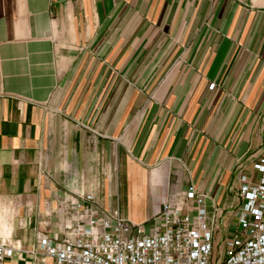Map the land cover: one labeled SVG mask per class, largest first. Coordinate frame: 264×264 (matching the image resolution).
Masks as SVG:
<instances>
[{
  "label": "crops",
  "instance_id": "crops-1",
  "mask_svg": "<svg viewBox=\"0 0 264 264\" xmlns=\"http://www.w3.org/2000/svg\"><path fill=\"white\" fill-rule=\"evenodd\" d=\"M263 156L264 0H0L4 264H52L71 202L123 184L134 223L193 185L222 244Z\"/></svg>",
  "mask_w": 264,
  "mask_h": 264
},
{
  "label": "built area",
  "instance_id": "built-area-1",
  "mask_svg": "<svg viewBox=\"0 0 264 264\" xmlns=\"http://www.w3.org/2000/svg\"><path fill=\"white\" fill-rule=\"evenodd\" d=\"M253 172L238 178L234 225L218 256L215 235L224 209L214 204L209 210L208 196L193 185L179 204L164 202L149 223L101 209L86 194L71 202L75 219L62 239L41 238L39 248L52 264H264V156ZM13 250L0 243V264Z\"/></svg>",
  "mask_w": 264,
  "mask_h": 264
},
{
  "label": "rangeland",
  "instance_id": "rangeland-1",
  "mask_svg": "<svg viewBox=\"0 0 264 264\" xmlns=\"http://www.w3.org/2000/svg\"><path fill=\"white\" fill-rule=\"evenodd\" d=\"M118 174V172H116ZM127 193V188L123 184L119 188H113L110 189V193L108 195V189H101V192L99 196H94L95 202L97 206L101 209H109L118 212L123 218L127 219L128 217L132 215H137L136 213L140 209L139 205L136 204H130L129 203V196L126 195ZM143 205L145 208H147V199H142ZM107 204H104V203ZM154 217V216H153ZM151 222V219H148L146 221H142L141 223L144 222ZM147 228H149V225H146ZM222 250L221 244L215 243V251L214 254L218 256L219 252Z\"/></svg>",
  "mask_w": 264,
  "mask_h": 264
}]
</instances>
